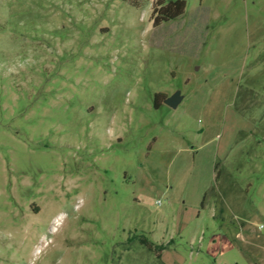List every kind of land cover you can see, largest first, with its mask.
I'll use <instances>...</instances> for the list:
<instances>
[{"label": "rangeland", "instance_id": "obj_1", "mask_svg": "<svg viewBox=\"0 0 264 264\" xmlns=\"http://www.w3.org/2000/svg\"><path fill=\"white\" fill-rule=\"evenodd\" d=\"M152 1L0 0V264H264V0Z\"/></svg>", "mask_w": 264, "mask_h": 264}, {"label": "trees", "instance_id": "obj_2", "mask_svg": "<svg viewBox=\"0 0 264 264\" xmlns=\"http://www.w3.org/2000/svg\"><path fill=\"white\" fill-rule=\"evenodd\" d=\"M125 1H127L129 4L133 6L141 7L145 0H125ZM186 3H187L186 0H153L152 9H151V17H152L153 25H159L162 22H166L178 18L185 12ZM158 96H162L163 98L165 97L164 94L157 93L155 95L156 100ZM210 191H214V188L212 187L208 192H206L204 198H206V196ZM142 242L147 244V240L145 239H142ZM147 245L149 248L153 247L152 243Z\"/></svg>", "mask_w": 264, "mask_h": 264}, {"label": "water", "instance_id": "obj_3", "mask_svg": "<svg viewBox=\"0 0 264 264\" xmlns=\"http://www.w3.org/2000/svg\"><path fill=\"white\" fill-rule=\"evenodd\" d=\"M181 99V95L179 91L174 92L172 95L170 96H166L164 101L169 104L170 106L174 107L177 105V103L179 102V100Z\"/></svg>", "mask_w": 264, "mask_h": 264}, {"label": "built area", "instance_id": "obj_4", "mask_svg": "<svg viewBox=\"0 0 264 264\" xmlns=\"http://www.w3.org/2000/svg\"><path fill=\"white\" fill-rule=\"evenodd\" d=\"M260 227H262V225H260Z\"/></svg>", "mask_w": 264, "mask_h": 264}, {"label": "crops", "instance_id": "obj_5", "mask_svg": "<svg viewBox=\"0 0 264 264\" xmlns=\"http://www.w3.org/2000/svg\"><path fill=\"white\" fill-rule=\"evenodd\" d=\"M165 98V97H164Z\"/></svg>", "mask_w": 264, "mask_h": 264}]
</instances>
